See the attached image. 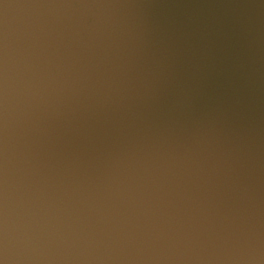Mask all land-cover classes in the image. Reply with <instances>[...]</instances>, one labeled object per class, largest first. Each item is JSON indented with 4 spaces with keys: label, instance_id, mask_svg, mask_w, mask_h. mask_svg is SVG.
<instances>
[{
    "label": "water",
    "instance_id": "obj_1",
    "mask_svg": "<svg viewBox=\"0 0 264 264\" xmlns=\"http://www.w3.org/2000/svg\"><path fill=\"white\" fill-rule=\"evenodd\" d=\"M0 264H264V0H0Z\"/></svg>",
    "mask_w": 264,
    "mask_h": 264
}]
</instances>
